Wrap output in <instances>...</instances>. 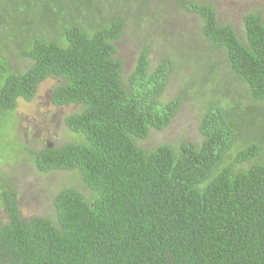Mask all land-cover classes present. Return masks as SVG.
Returning a JSON list of instances; mask_svg holds the SVG:
<instances>
[{
  "label": "trees",
  "instance_id": "1",
  "mask_svg": "<svg viewBox=\"0 0 264 264\" xmlns=\"http://www.w3.org/2000/svg\"><path fill=\"white\" fill-rule=\"evenodd\" d=\"M111 1L115 13L105 17L96 16L92 0H0V130L12 127L19 100L33 101L39 85L55 78L50 102L78 108L63 124L79 142L38 152L13 146L29 154L38 173L73 172L86 191L62 189L52 219H24L0 164L7 218L0 264H264V163L257 159L264 138L243 146L228 116L264 107V21L246 14L239 36L218 23L211 5L176 0L197 18L196 60L219 55L222 69L212 61L208 73L226 78L229 91L233 82L242 86L237 98L252 104L213 100L199 121L198 144L143 150L136 142L164 131L182 104V94H164L173 64L191 48L151 66L144 45L123 80L115 43L137 0ZM187 38L178 44L192 46L194 36ZM1 147L3 158L6 137Z\"/></svg>",
  "mask_w": 264,
  "mask_h": 264
},
{
  "label": "rangeland",
  "instance_id": "2",
  "mask_svg": "<svg viewBox=\"0 0 264 264\" xmlns=\"http://www.w3.org/2000/svg\"><path fill=\"white\" fill-rule=\"evenodd\" d=\"M92 1L94 10H99L96 16L109 17L114 11L111 0ZM115 1L124 3V0ZM182 1L211 5L215 10L218 23L232 26L239 36L242 33V20L246 14L256 13L264 21V0ZM127 10H133L132 14L137 17H130L122 36L115 43L116 58L123 63V80L132 71L135 58L144 45L150 46L151 66L165 55L167 56L169 52L176 54L185 48H191L187 55L183 52L180 55L181 59L185 58L184 62L179 59L180 64L177 62L173 64V73L164 94L165 99H171L178 94L183 95L177 114L164 131H151L147 139L137 141L138 148L149 150L160 144L177 147L183 142L198 144L200 141L198 124L202 115L209 109L211 101H218L222 97L239 105L252 104L246 96L237 98L236 92L242 94V86L238 88L237 84H234L236 82H233L229 91L223 85L226 83L224 82L226 78L220 77L217 80L213 74L208 73V65L213 62L220 63L217 71L222 69V60L217 59L219 55L217 56L216 53L210 55L213 62L199 60V58L196 60L194 53L199 51L196 47H199L201 40L195 34L197 18L187 13L179 1L176 3V0H137ZM83 23L84 20L81 18L80 24ZM183 36L188 37L187 39L194 36L192 46L178 44ZM200 51L202 55L205 53L204 45L200 46ZM16 66L22 69L23 63L19 62ZM56 82L55 78L49 77L39 85L33 101L19 100L10 119L12 127L7 125L0 130V150L5 137L8 150L6 157L0 158L2 161L0 164L11 184L15 186L19 213L24 219L32 217L52 219L53 199L62 189L69 187L80 193H86L80 186L75 173L59 171L40 174L32 166L29 154L13 146L14 143L23 144L28 151L38 152L44 147L55 148L70 142H79L78 138L63 124V119L78 111V108L73 105L54 106L50 102V91ZM230 109H233L232 106ZM242 113L244 116L237 118L234 112L229 110L228 116L233 124L236 138L242 140L243 146H248L264 138V107L258 106ZM239 144L240 142L236 141L235 147ZM231 155H235L234 151ZM257 159L264 163V141L260 144ZM245 167V164L240 166L241 169ZM6 222L5 214L0 211V225Z\"/></svg>",
  "mask_w": 264,
  "mask_h": 264
}]
</instances>
